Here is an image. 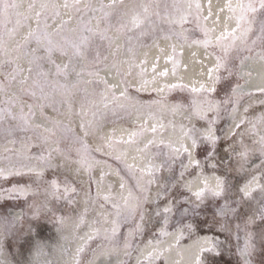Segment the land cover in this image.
<instances>
[{
  "label": "snow or ice",
  "instance_id": "obj_1",
  "mask_svg": "<svg viewBox=\"0 0 264 264\" xmlns=\"http://www.w3.org/2000/svg\"><path fill=\"white\" fill-rule=\"evenodd\" d=\"M10 7V0H0V15ZM28 7L31 11L35 4L30 3ZM63 7L71 10L78 21V29H72L70 34L65 31L72 18L69 17L60 21L54 33L49 32L47 20L50 16L53 19L60 16L59 7L51 2L41 3L40 10L35 13L36 27L30 28L12 50L8 49L3 34L4 23L0 21V142L12 138L13 145H21L19 148L5 147L0 153V201L22 200L24 203L19 215L0 214V231L3 232L0 256L7 250L14 264H28V255L34 243L39 242L43 222L51 219L57 232L63 233L71 214L65 215L62 205L71 206L75 203L74 197L85 191L86 204L103 201L101 208L111 211L102 214L103 221L93 220L92 234L86 236H79V232L87 225L88 209L77 214L72 227L74 236L82 243L76 250L74 264H111L113 248L121 244L122 229L131 227L133 234L141 235L148 222L146 217L150 219L153 215L148 211L151 204L156 205L154 214L167 223L168 213L175 205L160 209L159 204L161 199L177 190V195L187 205L182 211L192 220L185 225V231L189 235L211 233L204 236L207 246L198 249L194 264H264V112L250 117L248 112L253 106L247 105L239 115L243 98L255 93L238 91V79L223 95L218 89L222 80L237 76L240 67L253 55L264 59V0H239L235 5L229 0L220 11H228L229 16L225 19L234 20L235 27L229 29L226 23L219 33L214 27L207 26L212 17L211 5L208 15H204L200 0H171V3L164 0L163 13L161 0H129L127 4L125 0H97L95 6L92 0L86 3L64 0ZM27 20L25 17L23 22ZM161 24L167 28H162ZM189 25L201 34L200 38H192ZM157 30L164 39L198 44L215 58V64L207 73L211 85L204 82L191 86L166 85L169 90L181 88L190 93L187 103H174L170 111L175 115L180 109H187L189 121L203 124V127H198L197 123L187 127L181 124L184 136L191 141V148L183 143L157 142L155 135L163 125L148 128L147 121L135 126L127 139L105 140L103 135L108 114L130 113L133 108L138 112L142 108H159L164 102V98L142 101L138 96L129 95L131 86L116 59L121 50L117 39L123 38L125 51L130 54L128 75L139 67L137 75L141 84H148L149 81L144 79L146 61L139 66L134 63L135 46L142 37L155 35ZM10 31L14 35L16 29ZM172 51L169 60L176 65L175 44ZM109 55L117 64L124 83V90L119 93L115 85L99 76V69L107 66ZM57 57L63 58V62L58 63ZM21 59L28 63L26 74L19 63ZM155 69L154 64V72ZM160 75L166 77L167 70ZM85 76L90 79H84ZM13 84L17 85L18 94L9 93ZM89 85L95 87L89 88ZM256 92L264 96V88ZM25 100L29 101L27 112ZM257 103L264 106V99ZM37 108L52 124L51 129L32 123ZM45 109H50L54 115H47ZM225 113L232 116V125L227 134L221 135L219 122ZM148 115L155 118L154 113ZM59 117H66L70 123ZM148 133L153 139L144 143L139 151L148 152L153 147H157V151L148 158L145 167L128 164L123 153L113 155L117 146L139 144ZM90 140H98L99 146L93 148ZM222 140L226 146L221 150ZM203 145H207V160L214 161L209 167L218 173L217 184L210 188L205 180L202 188L191 192L187 184L179 183V180H183L190 170L201 169L197 174H204L198 158ZM253 158L259 163H253ZM108 159L123 165L126 175L121 176L119 182L122 195L114 191L115 184L104 183L108 173L103 168L99 178L95 175L96 168L101 163L107 166ZM156 160L159 163L154 162ZM164 172L169 175L161 186ZM82 176L87 177L86 190L81 187L83 179H76ZM246 176L248 179L241 185V178ZM154 184L158 190L153 200ZM125 189L127 192L123 194ZM185 192L187 196H184ZM208 200L215 204L214 211L210 219H201L199 212ZM102 223L111 226L103 227ZM182 237L187 239L183 234ZM61 238L67 239V236ZM129 238L125 235V241ZM233 238L237 241L236 260L221 259L224 254L221 245ZM123 246L130 254L131 244L125 242ZM104 248L109 249L107 261L101 251ZM230 249L229 244L231 257ZM0 264L5 262L0 259Z\"/></svg>",
  "mask_w": 264,
  "mask_h": 264
},
{
  "label": "bare ground",
  "instance_id": "obj_2",
  "mask_svg": "<svg viewBox=\"0 0 264 264\" xmlns=\"http://www.w3.org/2000/svg\"><path fill=\"white\" fill-rule=\"evenodd\" d=\"M11 7L0 15V21H3L4 28L3 34L4 39L7 43L8 49L12 50L14 47L22 41L23 37L27 35L30 28L34 29L36 27L35 13L40 10L39 5L41 3L51 2L55 3L59 7L60 16L53 19L51 16L47 20L48 31L55 32V30L60 25L61 20H68L69 17H72L70 22L66 25L65 31L69 32L72 29H78V21L73 16L70 9L63 7L64 0H10ZM87 2V0H83ZM93 5L97 4V0H92ZM108 2V0H104ZM129 0H125L127 4ZM163 2L161 0V12L163 13ZM171 3V0H168ZM229 0H200V3L203 7V14L208 15L209 4L211 5L212 17L208 21L209 28H215L216 32L219 33L224 30L225 24L229 29L235 27L234 20L226 21V17L229 16L228 11L225 9L223 12L220 11L221 8H224L225 4ZM239 0H231L232 4H237ZM34 3L35 7L30 11L29 4ZM219 16V21L216 22V17ZM28 17L26 23L23 22V19ZM9 21V22H8ZM93 26L95 27V21H93ZM162 28H167V25L161 24ZM192 28L191 36L193 39L200 38L201 34L195 30L192 25L188 26ZM11 29H16L15 34L13 35L10 31ZM113 35H116L113 33ZM117 43L121 45L120 53L117 56L119 61V69L122 70L128 78L130 84L129 95L138 96L142 101H150L156 98H164V102L159 108L153 107L151 109L142 108L139 112L133 108L130 113H125L123 111L117 112L115 115L108 114L105 118L103 135L105 140L109 138H115L119 140L121 138L127 139L128 134L135 128L137 125H143L147 121V127L151 128L153 125H163L162 128H159L158 132L155 135L157 142H171L173 144L179 145L181 143L186 144L191 148V141L184 136V133L181 129V124L186 127L190 123H197L198 127H203L201 122L189 121L186 117L189 116L187 109H180L175 115L170 111L171 106L174 103H187L190 93L186 89L174 88L169 90L166 85L172 84H185V85H198V82H204L205 84L211 85L212 81L208 79V69L215 64L214 56H211L205 52V49L194 43L180 42L176 39H164L163 35L159 30L156 31L155 35H147L142 37L139 41V44L135 46V59L134 63L140 65L142 61H146L144 67L146 68V75L144 79L148 80L149 83L146 85L141 84V78L137 73L139 72V67H136L132 70V74L128 75L129 65L128 60L130 54L125 51V42L123 38L117 39ZM175 44L176 48V60L177 64L173 65L169 60V57H172V45ZM57 62L62 63L63 58L57 57ZM20 65L26 70L28 68V63L25 59L19 61ZM238 63V62H237ZM156 65L155 72L153 71V65ZM175 68V71L173 69ZM167 70L168 75L162 76L161 72ZM79 71V67H77ZM227 74L225 73V76ZM99 76L107 80L111 85H115V90L117 93L124 90V83L121 80L120 75L118 74L117 64L113 61V57L109 55L107 66L101 67L99 69ZM74 79V77H73ZM84 79H90V77L85 76ZM237 79L239 80L240 88L244 92H253L255 94L251 96H245L239 106V115L243 114L244 108L247 105H252L253 107L248 112L250 117L256 116L260 112H264V106L258 105V101L264 99V96H261L256 92L259 88H264V59H261L255 55L247 59L244 64L240 67V72L237 76H234L232 79H224L218 85L220 95H223L230 87H234ZM89 88L95 87V85H89ZM136 89H140L139 92ZM163 89V91H160ZM9 93H17V85L13 84L8 89ZM18 94V93H17ZM29 101L25 100V111L27 112V104ZM62 111H66L63 110ZM45 112L49 116H53L54 113L50 109H45ZM154 113L155 118L149 117L148 113ZM64 119L66 123L70 121L66 117H59ZM77 119L78 118H74ZM32 123L36 125H42L45 128L51 129L52 124L45 120L44 117L40 114V110L37 108L35 110V115L32 117ZM219 125L224 127L220 128L221 135L227 134L231 125H232V116L228 113H225L222 120L219 122ZM75 127V124L72 125ZM223 129V130H222ZM78 130V129H77ZM31 135V134H29ZM153 139L151 133H148L144 136L143 140L139 144L133 145H119L113 151V155H119L123 153L124 159L128 164H135L138 167H145L148 158L153 156L157 147H153L148 152L139 151L143 147V144L148 140ZM12 138H9L6 141L0 142V153L3 152L5 147L7 148H19L20 144L13 145L11 142ZM248 138L246 137V142ZM89 143L93 148L99 146L100 142L98 140H90ZM159 146V145H158ZM225 143L221 141V150L225 147ZM162 147V146H160ZM239 150V149H238ZM200 153V149H199ZM198 153V158L200 155ZM194 156L197 153L193 154ZM205 156L206 167L209 166L214 161L207 160V149ZM101 160L104 158L101 157ZM201 161V159H200ZM159 163V160L154 161ZM187 163V161H185ZM210 163V164H209ZM253 163H259L257 158H253ZM75 165H73L74 167ZM201 166L203 169V162L201 161ZM101 168L108 173L104 183H113L115 184L114 191L117 195H122L119 191V182L120 177L125 176L123 165L114 159L107 160V166L101 163L97 168L95 175L99 178ZM177 174L179 172V161L176 165ZM201 169H195L194 171L190 170L189 173H186L183 177V180H179L178 175L177 179L179 183L187 184L191 192H195L203 187V182L208 181V186L210 188H215L217 184L216 177L218 173H214L213 170L203 171V175H198ZM119 173V175H118ZM169 174L164 172L160 181V185L163 186L164 178ZM258 175V174H254ZM76 179H83L84 183L82 184V189H87V177H76ZM248 177L246 176L241 182V185ZM188 181H192L188 183ZM130 182V181H129ZM94 189H98V186H94ZM157 186L154 184L151 191V199H155ZM127 189L123 194H126ZM163 195V194H162ZM188 193L185 192L184 196H187ZM85 191H81L79 196H75V203L70 206V212L64 213L65 215L71 214V219L66 221V229L63 233H58L56 230V225L53 227L47 226L46 222H43V227L40 232L39 242L34 243L32 251L28 255V264H74V258L76 257V250L79 245L82 243L80 239H77L74 236L73 225L76 220L77 214L81 213L85 208L88 209L87 214V225L80 229L79 236L91 235V229L95 227L92 224L93 220L103 221V213L110 212L109 208H101L103 201H98L95 204L85 203ZM194 199V197H193ZM172 211L168 213L167 223H165L160 217H157L154 212L156 209L155 204L148 206V211L152 212L153 215L146 217L148 222L143 226V233L141 235H135L132 233L131 227H125L121 231V244L113 248V255L111 258V264H157V257L168 258L169 264H191L194 263L197 251L201 246H207L204 240L205 235H210L211 233H201L197 237L190 238L185 240L182 237V234L185 232L186 223H192V220L186 221V217L183 208H186L187 205L182 202V198L177 195V190H173L170 195H167L161 199L159 207L163 209L165 206H171ZM203 208V207H202ZM22 208H9L7 212H11L13 215H19ZM202 210V209H201ZM200 210V211H201ZM190 215V214H189ZM185 217V218H184ZM111 220V216L108 217ZM52 223L55 224L54 221ZM178 224L177 229L172 230V227ZM103 227H110L109 224H103ZM125 235L130 238L125 241ZM62 236H67V239H62ZM3 238V232L0 231V239ZM221 240H224V236L220 237ZM127 242L131 244L132 250L128 254V249L123 245ZM226 243V241H225ZM222 244L223 245L226 244ZM104 253V259L107 261V254L109 249L104 248L101 250ZM118 253V254H117ZM152 256L149 259V256ZM5 264H14L11 256L7 253V250L4 251L3 255L0 256ZM94 264V262H93ZM164 264V260H163Z\"/></svg>",
  "mask_w": 264,
  "mask_h": 264
},
{
  "label": "rangeland",
  "instance_id": "obj_3",
  "mask_svg": "<svg viewBox=\"0 0 264 264\" xmlns=\"http://www.w3.org/2000/svg\"><path fill=\"white\" fill-rule=\"evenodd\" d=\"M221 127L223 128L224 126L223 125H219V129ZM206 149H207V145H203L200 148V153H199L200 159L203 162V171L211 170V168L209 166L206 167V164H205V156L204 155H206ZM244 178L245 177L241 178V181ZM21 182H24V181H21ZM81 187H82V185H81ZM11 207L12 208H17V207L18 208H23L24 207V203H23L22 200L0 201V214L6 213L9 210V208H11ZM62 207H64V213L70 212L69 211L70 210V206H63L62 205ZM214 208H215V204L211 200H208L206 202L205 206H203L202 210L199 212L200 218L203 219V218L207 217V218L210 219L211 216H212V213L214 211ZM186 221L188 222L189 218H187ZM44 222H46L47 226H50V227H53L55 225L54 223H52L51 219H49L47 221H44ZM186 224H189V223H186ZM177 227H178V224L175 223V225L172 227V230L177 229ZM185 232L186 233L183 234V236L187 237V239H185V240H189L190 238L197 237L199 234H201V232H196V233H193V234L189 235L187 231H185ZM241 236H243V234H241ZM236 243H237V241L234 238L231 239L230 241H226V243H225L226 245L222 246V248L224 249V254L221 257V259H223V260L231 259L233 262L236 260V256L234 255L235 250H236ZM229 244L231 245L230 251L233 253V255H231V257L229 256ZM257 259H259V256L257 257ZM156 262H157V264H163L162 258L160 256L157 257V261Z\"/></svg>",
  "mask_w": 264,
  "mask_h": 264
}]
</instances>
